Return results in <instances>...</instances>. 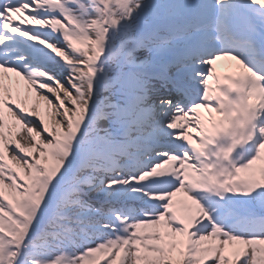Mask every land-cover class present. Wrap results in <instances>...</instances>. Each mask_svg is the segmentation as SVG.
I'll return each mask as SVG.
<instances>
[{
	"label": "snow or ice",
	"instance_id": "obj_1",
	"mask_svg": "<svg viewBox=\"0 0 264 264\" xmlns=\"http://www.w3.org/2000/svg\"><path fill=\"white\" fill-rule=\"evenodd\" d=\"M0 264H264V0H0Z\"/></svg>",
	"mask_w": 264,
	"mask_h": 264
},
{
	"label": "clouds",
	"instance_id": "obj_2",
	"mask_svg": "<svg viewBox=\"0 0 264 264\" xmlns=\"http://www.w3.org/2000/svg\"><path fill=\"white\" fill-rule=\"evenodd\" d=\"M242 113V109L239 106L234 107L226 117L218 124V127H228L233 117L237 116V112ZM232 131L226 138L228 141L226 146L216 147V150L210 152L209 159L210 163L203 170L204 175L207 176L209 182L214 183L217 175L222 174L221 170L226 168L225 162L229 163L230 155L237 147H242L245 143V123L243 119H236L235 123L231 125ZM202 150L204 145H198ZM195 180L200 179L198 176L193 177Z\"/></svg>",
	"mask_w": 264,
	"mask_h": 264
}]
</instances>
